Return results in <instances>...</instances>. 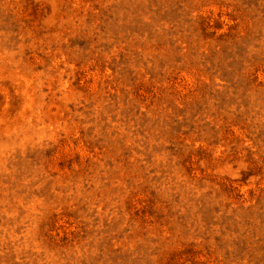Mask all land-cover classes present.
Masks as SVG:
<instances>
[{"label": "rangeland", "instance_id": "374dc122", "mask_svg": "<svg viewBox=\"0 0 264 264\" xmlns=\"http://www.w3.org/2000/svg\"><path fill=\"white\" fill-rule=\"evenodd\" d=\"M0 264H264V0H0Z\"/></svg>", "mask_w": 264, "mask_h": 264}]
</instances>
